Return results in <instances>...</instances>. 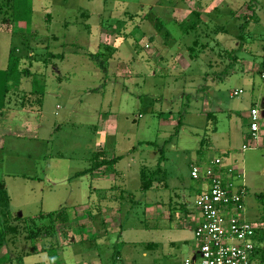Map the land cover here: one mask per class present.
<instances>
[{
    "label": "rangeland",
    "instance_id": "374dc122",
    "mask_svg": "<svg viewBox=\"0 0 264 264\" xmlns=\"http://www.w3.org/2000/svg\"><path fill=\"white\" fill-rule=\"evenodd\" d=\"M154 1L157 0L126 3L124 0H29L33 13L25 16L23 22L12 18L13 9L4 10L0 6V18L7 17L9 24V29L0 31L1 104L4 102L11 109L19 105L14 93L4 101L5 71L11 49L22 52L24 66H28L30 49L41 57L48 50L65 54L64 59H55L47 66L31 59L35 77L26 80L21 90H28L29 84L38 80L45 85V104L40 113L16 112L21 113L19 118L9 119L5 124L22 135L3 136L4 149L0 148V182L6 185V211L29 218L65 208L69 221L74 222L75 213H98V195L94 190L97 186L106 189L101 204L119 206L110 197L120 193L123 182L128 186L121 190V193L127 192L122 193L126 199L122 213H130L134 224L141 213L155 207L157 202L163 206L172 202L173 208L178 203L184 204L186 196L187 209L192 211L196 209V195L189 189L197 181L191 178V166L198 164V152L216 156L218 149L232 145L239 150L235 165L244 172L248 191L245 215L251 222H264V147L253 143L252 148L243 150V139L238 137V128L232 121L229 136L212 134L214 131L209 127L216 131L219 127L227 129L228 117L220 115L213 120V125L207 126L206 118L196 115L194 109L203 103L204 94L199 89L217 76L228 104H236L246 115L254 103H258L260 110L263 108L264 0L253 2L256 17L244 41L236 37L244 22L242 17L251 14L247 8L251 0H186L187 7L183 10L172 9V0H162L166 7L152 9ZM6 12L8 16L4 15ZM196 12L201 15L200 21ZM47 14L52 16L51 23L46 21ZM198 22V28L190 35L184 32L185 27ZM217 28L222 33L213 34ZM202 31L209 33L211 39ZM102 33L105 36L101 37ZM52 36L59 37V41L52 40ZM197 37L200 43L208 42L209 47L204 50L198 47V58L193 61L188 47ZM241 42H244L243 48L236 52L235 62L224 49L239 48ZM87 52L103 53L106 69ZM146 54L149 60L150 55H160L157 72L152 64H147ZM180 56L184 58L182 65L189 64L192 68L179 69L178 75L171 69ZM252 62L257 65V69L253 66L255 71L249 70ZM116 65L124 66L127 78L117 74ZM241 86L246 88L244 93L231 98L229 92ZM147 112H151L150 116L144 120ZM133 119L137 121L134 123ZM180 120L181 127H177ZM243 120L245 126L247 123L250 126L249 120ZM102 148L113 157H123L111 169H126V178L114 177V182L107 178L98 183L90 175L80 174L92 168L91 159ZM127 148H130L129 154L120 153ZM163 155L165 160L161 159ZM143 166H147V174L153 181V188L148 192L140 188L139 173ZM158 168L166 171L168 179L155 174ZM112 185L117 187L114 192L108 190ZM184 234L192 240V231ZM23 244L27 248V253L22 255L23 264L44 257L29 256L35 242ZM178 246L172 247L177 251ZM256 247L259 251L255 264H264V242L257 240ZM145 250L139 244L135 250L126 248L123 261H119L115 248L110 247L106 258L110 264H161L168 252L160 246L145 259L141 254ZM151 254L156 257L151 258ZM174 256L183 262L189 255L178 250ZM8 259V264H12L13 258Z\"/></svg>",
    "mask_w": 264,
    "mask_h": 264
},
{
    "label": "crops",
    "instance_id": "0c3cea01",
    "mask_svg": "<svg viewBox=\"0 0 264 264\" xmlns=\"http://www.w3.org/2000/svg\"><path fill=\"white\" fill-rule=\"evenodd\" d=\"M210 1L214 2L217 0H210ZM126 2H130V0H124V3ZM137 3L140 4L141 2L138 1ZM153 3L155 4L152 5V9L154 7H158V8L166 7L164 3L162 2V0H157V1H154ZM170 3L173 5L172 9L174 10H183L184 8L187 7L186 0H172V2L170 1ZM218 10L219 12L221 11V9H218ZM88 16L89 15H84V17H88ZM46 21L48 23H51L52 16L47 14ZM6 29H9L8 19L7 17L3 16V18L0 20V31L6 30ZM103 36H105L104 33L101 34V37ZM52 40L59 41V37L52 36ZM48 51L53 52L56 55H62L63 56L62 59L65 58L64 53H57L51 50H48ZM16 53L19 55L22 54V52H19L18 49H16ZM87 54H90V52H87ZM156 55L157 54H155L154 56L155 58L153 57V55H150L151 60H149V57H148L149 55L146 54L145 60L147 62L150 61L147 64H150V65L152 64L155 67V70L157 72L158 67L160 66L158 65L160 64L159 63L160 61L158 62L160 55L159 56H156ZM9 56H10V53H9ZM9 56H8V62H9ZM33 56H34V53L31 52L29 57H33ZM181 59H184V58L180 56L178 59H176V61L174 60V66H172L173 69H171V71L174 70L173 73L177 72L178 75L180 74V72H178L179 69L181 70L189 69L190 70L192 68V66H190L188 63H187L188 66L184 67V65H182ZM8 62H7L6 71H5L6 77H5V84H4V92H5L4 101L7 100L9 94L11 93H14L15 96L20 101L18 95L23 92H26V93L31 92L33 89V82L29 84L28 90L22 91L21 90V87L23 86L22 84L26 80L29 81L31 78L24 79L21 82V85L19 87L15 88L12 92H7L6 88L8 84V81H7ZM23 66H24V63H23ZM253 66L256 67L257 65L253 62L250 63V68H249L250 71L251 70L255 71V68ZM24 67L25 68L28 67L30 70L32 69L31 59L29 60L28 66H24ZM123 67L121 65L120 66L116 65L115 71H117V74L119 73L122 75L123 74L126 75V78H127L128 75L126 74V70H124ZM178 75L177 77H179ZM147 76H148V73H147ZM177 77L175 76L174 79L177 80L178 79ZM218 79L219 78L217 76L215 79H211L212 81L207 80L205 82L204 87H201L199 89L201 92H203L202 94H204V97L201 99L203 101V103L201 104V107H197L198 106L197 105L196 108H194L196 115H200L201 117L206 118V121H207L209 114H213L215 118L219 117L220 115L227 116L228 125H229L227 129L220 130V127H219L217 128V131H215L212 134L216 135L218 133H223L224 135L229 136L232 133L231 132L232 128L230 127V122L232 121L233 123H235V126L238 128L237 134L239 136L238 135L237 136L238 137L241 136L243 139V144H242V148H243L247 144L246 142L249 141V136H250L249 124L247 123V125L245 126V123H244L245 120L243 119H247L250 121V113L246 115L245 112H243L241 108H239L236 104L227 103L226 98H225L226 96L225 95L223 96V92L219 88V84L217 83ZM40 84L45 87V85L42 84L41 82ZM251 87H253V85ZM236 89H243L245 91L246 88L244 86H241V87L235 88L234 90ZM234 90H231V91H234ZM231 91L229 93H231ZM44 104H45V98H44L43 106ZM16 107L17 109H14V108L11 109L10 107L5 106L4 102L2 104L0 103V148L4 149L3 136L5 137L22 136L21 131L10 130L5 126L6 122L9 119L19 118L18 116L21 113H16V112H23L24 114H28L29 112H38L31 108H22L19 105ZM252 109H257L259 111L260 132H259V140L257 144L258 146L264 147V100H263V108L261 110L258 107V103H254ZM150 113L147 112L145 114L144 120L147 116H150ZM133 121L135 123L137 119H133ZM244 128H246V131H243ZM142 151H145V150H142ZM106 152L108 154L109 159L118 157V156L113 157L111 155V152H108V151ZM120 153L129 154L130 148L129 149L127 148L126 150L121 151ZM198 153H199V158H198L199 162L197 165H201L202 167H204V166L209 165L217 157H223L224 165L226 167H233L235 169H238L239 173L244 174V172L241 171L239 167L237 168L235 165L238 160L239 150L238 148H235L232 145L226 146L225 148L218 149L216 156H211V154L205 153V151H200ZM143 160L146 161L147 159L145 158ZM126 172H127L126 169L124 171H121V170H118L117 168H114L113 170H110L108 172L104 171L103 169H100V170L94 171L91 177L94 181L98 183L106 181L107 178H109L108 179L109 182H114L115 180L114 177L116 178L122 177V179L126 178L128 175V174L126 175ZM167 177H168L167 174L166 175L163 174V178L168 179ZM242 179L235 180L234 181L235 185L236 186L245 185L246 187L245 180L244 178ZM162 181L165 182V180H162ZM163 182H161L160 184H163ZM164 185L165 187L167 186V184H164ZM120 186L126 189L128 184L126 182H123ZM193 186L194 188L192 187L189 190L192 191V193L196 195L195 197L197 198V196L204 190L205 186L202 182H198V181ZM114 188L117 189V187H114L112 185L111 188L108 190L111 192H114L115 191ZM123 188L119 189L120 193H118L116 197L115 196L110 197V200L116 201L119 203V206L116 205L117 207H111V206L107 207L106 205L101 204V198L106 189L102 188L101 186L100 187L97 186L96 188H94V190H96V193H97L96 195H98L97 201L99 204L96 207L98 210V213H75L74 222L69 221L68 225L64 229H62L61 233L59 234V239H58L59 247L57 250L58 256L55 258V261H53L54 258L52 259L53 256H51V254H49L46 251V249L48 248L47 247L48 239L36 240L35 242L36 245L34 249L32 250V252L29 254V256L32 254L36 257H40L41 255L42 257L44 255V257L35 262H31L30 264H110L106 258V255L108 254V249L110 247L115 248V251H116L115 255L117 259L121 261L124 257L122 255L124 254V250L126 248L135 250L136 245L138 244L143 245V248L146 249L144 252L142 251L141 253L142 257L145 259L149 257L150 252L158 251L159 247L163 246L168 249V252L166 253V255H164L165 257L161 260V264H186L187 261H191V262H194L195 264H199V251H198V245L195 239V230L201 222V214L197 210V208L192 211L190 209H187L186 196H184V204L178 203L177 206L173 208H172V202H169L167 206H163L160 202H157L155 207L151 206V208H147L145 210V213H141L139 215V220L134 224L131 222L132 215L130 213H122V210H123L122 207L126 200L124 194L122 193H127V192L121 193V190ZM246 190H247V187H246ZM245 218L248 220L247 215H245ZM257 224H261L264 226V222H258ZM187 230L192 231V240L188 239L186 235L184 234V232H186ZM28 242L30 241L24 240L22 242L19 240L15 244L9 245V247L7 248V251L11 253V256L13 258V260H10L12 264H23L22 255H25L27 253L26 245L23 243H28ZM178 245H183V246H178ZM172 246H178L177 249L180 250L181 253H185L189 255L188 258L184 260L183 262L178 260V258H175L174 255L175 253H177L178 250L175 251ZM7 251L4 250L2 253L5 254ZM255 256L253 257V261H254ZM25 257H27V255ZM154 257H156V255L151 254V258H154ZM139 259H141V257ZM120 264H122V262H120Z\"/></svg>",
    "mask_w": 264,
    "mask_h": 264
},
{
    "label": "trees",
    "instance_id": "16d2710c",
    "mask_svg": "<svg viewBox=\"0 0 264 264\" xmlns=\"http://www.w3.org/2000/svg\"><path fill=\"white\" fill-rule=\"evenodd\" d=\"M29 1V0H28ZM27 0H2V6L4 10H10L13 9L12 12V18L14 20H18L20 22H23V18L25 16H28L33 13V9L31 7V4H28ZM254 0H251L247 4V8L249 11H251L250 15H245L242 18H244V22L240 25V33L237 35L236 39L238 41H244L245 37L247 36V29L250 25V23L254 20L256 17L255 13V5ZM219 11V10H218ZM8 12H6L7 15ZM1 15V14H0ZM198 21L201 18V15L199 12L195 13ZM234 15V13H233ZM8 16V15H7ZM236 16V15H235ZM200 22L197 24H192L190 27H185L186 30L184 32L187 35H190L195 28L198 26ZM203 27L205 28V31L207 30L206 23L203 24ZM198 28V27H197ZM196 28V29H197ZM222 29V27H220ZM219 28V30H221ZM218 30V28L216 29ZM213 31V34L222 33V31ZM205 31H202L204 33V36L206 38H210V34L206 33ZM211 39V38H210ZM243 43L241 42L239 48H233L231 50L224 49L225 53L228 55L229 59L237 61V55L236 52L243 48ZM201 47L203 50L209 47V43H200L199 38L197 37L191 46L188 47V49L193 53V55H190L191 59L198 58V52L197 48ZM29 49L30 47H26ZM264 48V42L262 43L261 51H263ZM196 51V52H195ZM30 52L34 53L33 57H28L30 59H34L37 62H43L46 66L51 63L53 64V61L55 59H62V55H56L53 52L47 51V53H44V57H41L37 54V52L34 49H30ZM251 52V51H249ZM91 58H93L97 63H99L100 67L106 69L107 62L104 60L103 53H96L92 54L90 53ZM222 56V55H221ZM263 56V54H262ZM146 58V57H145ZM264 59V56H263ZM23 55H19L16 53V49H12L9 56V62L7 67V92H12L15 88L19 87L21 85V82L24 79L28 78H34V73L28 68L23 66ZM195 59H193L194 61ZM150 62V61H148ZM262 67H264V60L262 62ZM226 72V71H225ZM164 75V74H163ZM20 101L19 106L22 108H31L35 111L40 112L43 108L44 98H45V88L40 84L38 80L35 79L33 81V89L31 92L26 93L23 92L18 95ZM213 120H215V116L213 114H209L207 121L208 125H213ZM181 120L179 121V125L177 127H181ZM211 132H215L216 130L212 127L210 128ZM205 140L202 142L204 143ZM151 144V143H149ZM205 144V143H204ZM122 156L114 157L112 159L108 158V154L105 151V149L98 150L94 156L91 159L92 162V168L87 170L86 172L80 173L81 175L88 174L90 176L93 175L94 171L103 169L104 171L108 172L112 167H115L121 160ZM161 159L165 160V156L163 155ZM160 173L166 175V171L164 169L158 168L155 170V174ZM78 175V174H77ZM141 190L143 191H150L153 188V181L152 179H149V175L147 174V166H143L141 168ZM7 191H6V185L5 183H0V264H8V257H12L11 253L7 251V248L10 244H15L17 241L20 240L21 237H24L25 241H31L36 242V240H39L41 238L48 239L47 243V249L46 251L51 254L53 261H55V258L58 256L57 250L59 247V234L61 233V230L64 229L69 222V214L67 213V210L65 208H61L57 211L53 212H42L38 214L35 217H29L24 218L20 215H12L8 211H6L4 208L7 204ZM42 222H45V224H41ZM23 227H22V226ZM260 242H264V226L260 228L259 233V239ZM6 250L7 252L3 254L2 252ZM258 249L256 247V250L254 252V256L258 254Z\"/></svg>",
    "mask_w": 264,
    "mask_h": 264
},
{
    "label": "built area",
    "instance_id": "2783aa9c",
    "mask_svg": "<svg viewBox=\"0 0 264 264\" xmlns=\"http://www.w3.org/2000/svg\"><path fill=\"white\" fill-rule=\"evenodd\" d=\"M262 54L264 56V48ZM243 93V89H236L230 96L237 98ZM249 127L250 143L243 150L258 143L260 120L257 109L250 112ZM243 176L238 169L226 167L223 157H217L204 167L192 166L191 178L205 186L195 202L201 214V222L195 230L199 264H255L256 241L263 225L245 218L248 191L245 185L236 186L234 182ZM186 264L195 263L187 261Z\"/></svg>",
    "mask_w": 264,
    "mask_h": 264
}]
</instances>
